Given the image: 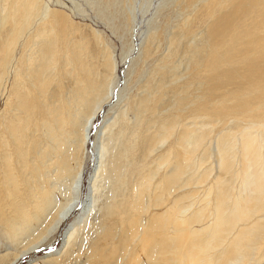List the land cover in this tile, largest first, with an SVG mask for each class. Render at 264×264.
<instances>
[{
	"label": "bare ground",
	"instance_id": "bare-ground-1",
	"mask_svg": "<svg viewBox=\"0 0 264 264\" xmlns=\"http://www.w3.org/2000/svg\"><path fill=\"white\" fill-rule=\"evenodd\" d=\"M85 1L0 0V264H264V0Z\"/></svg>",
	"mask_w": 264,
	"mask_h": 264
},
{
	"label": "rangeland",
	"instance_id": "rangeland-1",
	"mask_svg": "<svg viewBox=\"0 0 264 264\" xmlns=\"http://www.w3.org/2000/svg\"><path fill=\"white\" fill-rule=\"evenodd\" d=\"M60 2V5H55V2ZM159 3V0H153V7L151 8V11L146 15V17L141 18V15H139V17L137 18L138 20V26L135 29V33H134V42L136 44V46L139 45L140 39L138 38V34L141 31H144L146 29V21L149 20L152 15L153 12L155 10V8L157 7ZM55 6L57 9L64 11L65 13H67L69 16H73L74 20H83L84 23H88L90 25H92V27H95L96 29H102L103 30V26L100 24H96V22H94L96 19V13L94 12V10L91 9V7L89 5L86 4L85 0H52L51 2V6ZM75 5H78L81 9H83L86 12V15L88 16V18H82L81 16H78L77 14L75 15V13L71 10H73L75 8ZM70 11V12H69ZM73 14V15H72ZM78 18V19H77ZM90 21H87V20ZM90 22V23H89ZM144 22V23H143ZM99 28H98V27ZM107 33V32H106ZM108 35L111 36L112 34L110 33V31H108ZM111 40H114L115 44H116V53L115 56L116 58H120V51H121V45L114 39V37L112 38L111 36ZM136 55V53H135ZM127 68L126 65L122 66L120 71L121 74V78L123 81V71ZM121 81V82H122ZM103 119V114L99 115V118L97 120V122L94 125V129H96V126L99 125V123L102 121ZM90 151H91V146L89 147L88 153L90 156ZM204 167H211L213 168V165H203ZM92 167H93V162H89L86 166V172H85V178L87 181V178L90 177V174L92 172ZM217 173V170H215L213 172V175ZM203 184L200 183V185L198 184V187H201ZM198 191H201L200 189ZM78 212L72 214L69 218H67L62 225L60 226V228L58 229V231L56 232L54 238V240H51V242L46 246V247H42L43 249H36L31 251L29 254H25V256L21 257V259L16 262V264H30L33 261H37L38 264H46L44 260H42V258L49 256V255H53L57 252H59V250L62 249L63 244H64V238H65V233L67 231V229L71 226L70 224H72V222L74 221V219L76 218Z\"/></svg>",
	"mask_w": 264,
	"mask_h": 264
}]
</instances>
